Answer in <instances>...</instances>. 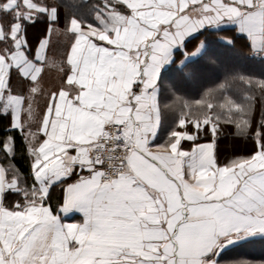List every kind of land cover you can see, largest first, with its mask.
<instances>
[{
  "label": "snow or ice",
  "instance_id": "6c2138e0",
  "mask_svg": "<svg viewBox=\"0 0 264 264\" xmlns=\"http://www.w3.org/2000/svg\"><path fill=\"white\" fill-rule=\"evenodd\" d=\"M58 8V0H0V115L30 159L22 173L11 163L15 137L3 138L0 264H219L229 243L264 237V113L256 119L251 96L226 101V122L251 142L247 153L220 159L223 116L209 114L212 104L203 119L181 109L179 127L157 142L158 90L169 73H195L185 61L197 53L215 64L209 33H193L233 24L264 57V0H101L95 23L73 16L63 27ZM37 23L44 34L33 51L27 31ZM54 31L74 39L59 90L34 120L31 97L14 94L10 80L15 71L37 82ZM239 79L264 92V80ZM201 133L212 139L199 143ZM75 212L82 220L65 223Z\"/></svg>",
  "mask_w": 264,
  "mask_h": 264
},
{
  "label": "trees",
  "instance_id": "16d2710c",
  "mask_svg": "<svg viewBox=\"0 0 264 264\" xmlns=\"http://www.w3.org/2000/svg\"><path fill=\"white\" fill-rule=\"evenodd\" d=\"M100 3L101 0H58L60 27H63L64 18L73 16L82 18L89 23H95L93 11ZM35 26L40 31L43 30L42 23H37ZM202 32L209 33L204 43L208 53L215 60V64L204 63L198 54L185 61L187 66L197 68L195 73L181 74L176 70L169 73L167 79L169 86L158 90L161 122L157 132V142H163L172 127H179L178 117L181 109L190 112L193 118L199 115L203 119L201 114L208 112L207 105L212 104L214 109L209 114L215 117L216 113H221L223 116L220 120V135L217 139L220 159L231 158L234 154L247 153L252 145L250 141L237 134L234 125L226 122L228 116L226 101L231 99L240 103H248L244 97L251 96L250 103L254 108L256 119L259 120L261 113H264V92L258 87L250 88L242 83L239 77L264 80V57L252 54L247 37L237 32L235 26L217 29L203 28L193 36L200 37ZM224 37L229 38L230 41L222 39ZM72 39L71 35L63 37L60 33L56 34L55 41L70 42ZM188 47L191 49L192 45L189 44ZM178 55L183 54L178 53ZM234 76L235 79H233ZM9 119L10 117L0 115V165L6 167L10 159L3 151V138L13 135L15 137V158L11 159V163L22 173L27 174L30 170L27 149L18 130L15 132L5 131L6 127H10ZM206 139L211 140L212 138L210 135L205 137L204 134H201L199 141ZM51 196V203L55 208L58 201L61 200L59 186L52 190ZM216 259L219 264H226L233 260H246L250 264H260L261 261H264V237H253L227 247L217 255Z\"/></svg>",
  "mask_w": 264,
  "mask_h": 264
},
{
  "label": "crops",
  "instance_id": "0c3cea01",
  "mask_svg": "<svg viewBox=\"0 0 264 264\" xmlns=\"http://www.w3.org/2000/svg\"><path fill=\"white\" fill-rule=\"evenodd\" d=\"M27 32H28L27 37L30 35V37H28L29 44L32 47V50L34 51L36 43L41 39L44 32L43 30L40 31V29L36 28V26H32V27L30 26ZM56 34L58 33L54 31L48 36L50 43L48 48L45 50V56L47 59L46 62L43 64V70L38 76L37 82L35 84H33L31 81H24L22 78L16 75L15 71L12 72V78L10 80V83L13 87L14 94H23L26 97L29 96L31 97L34 120L42 119V113L46 107V101L48 96L51 94L52 91H58L59 86L62 82L63 72L61 71V68L65 66V62H66V57L64 53L66 52V49L70 45L71 41L56 42L55 41ZM61 34L63 35V37L71 35V34H63V33ZM61 50L63 51L61 52ZM31 87H37L38 92L35 94H31L29 91ZM24 107L25 109H27L28 107L27 101L25 102ZM0 111H2V109H0ZM209 141L210 140L206 139L198 142L206 143ZM61 199H62V194H61ZM63 219L65 223H77L82 220V215L79 212L70 213L69 215L63 217ZM253 237H258V236H249L247 238H243L234 241L232 243H229L228 245L224 246L218 252V254L227 247L233 246L239 242H243Z\"/></svg>",
  "mask_w": 264,
  "mask_h": 264
},
{
  "label": "rangeland",
  "instance_id": "374dc122",
  "mask_svg": "<svg viewBox=\"0 0 264 264\" xmlns=\"http://www.w3.org/2000/svg\"><path fill=\"white\" fill-rule=\"evenodd\" d=\"M228 26H235V25H233V24H227V25H221V26H219V27H209V26H206L205 28H211V29H217V28H222V27H228ZM236 31H237V29H236ZM238 32V31H237ZM222 39H224L225 41H230V39L229 38H226V37H224V38H222ZM199 53H197L196 55H194V56H192V58L193 57H195V56H197ZM252 54H254V55H256L255 54V52H253L252 51ZM257 57H261V56H258V55H256ZM191 57H189L188 59H190ZM191 127V126H190ZM167 132V131H166ZM168 134V133H167ZM201 134H203V133H201Z\"/></svg>",
  "mask_w": 264,
  "mask_h": 264
}]
</instances>
